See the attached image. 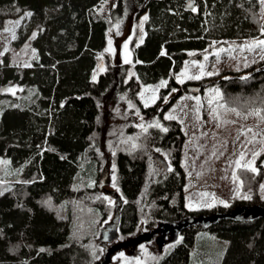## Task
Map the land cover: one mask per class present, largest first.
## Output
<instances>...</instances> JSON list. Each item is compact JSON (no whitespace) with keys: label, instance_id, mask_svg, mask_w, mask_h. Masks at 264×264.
Returning a JSON list of instances; mask_svg holds the SVG:
<instances>
[{"label":"trees","instance_id":"obj_1","mask_svg":"<svg viewBox=\"0 0 264 264\" xmlns=\"http://www.w3.org/2000/svg\"><path fill=\"white\" fill-rule=\"evenodd\" d=\"M104 1L0 0V27L31 13L14 43L35 32L31 45L37 52L27 67L11 64L9 53L0 57V161L8 162L0 163V264H103L105 246L97 235L112 214L101 179L109 160L118 190L114 196L124 200L116 248L135 231L152 232L160 223L241 205L264 209L257 192L264 155L257 172L237 171L250 199L227 208L186 209L179 164L184 135L178 122L163 119L166 105L158 109L173 89L168 104L187 86L202 90L217 84L239 125L264 128V59L182 87L173 78L189 57H201L214 42L264 37L259 0H117L114 19L135 25L142 14L148 17L143 42L131 47L130 63L111 64L104 57L105 69L92 81L111 24L98 13ZM161 80L167 85L157 104L142 107L141 86ZM118 103L122 109L111 115L115 111L108 109ZM133 113L142 116L147 131L134 126ZM155 122L161 127H148ZM157 149L166 154L169 169L155 159ZM203 230L227 243L219 264H264V214L221 219L204 229L187 227L156 264H192Z\"/></svg>","mask_w":264,"mask_h":264},{"label":"rangeland","instance_id":"obj_2","mask_svg":"<svg viewBox=\"0 0 264 264\" xmlns=\"http://www.w3.org/2000/svg\"><path fill=\"white\" fill-rule=\"evenodd\" d=\"M116 2L117 0H105L98 10L99 15L111 21V24L106 32L104 52L98 56L91 73L92 81H97L99 75L103 73L105 69L104 57L107 56L111 64H125V42L128 43L129 61H131L132 56L131 47L141 43L146 21L143 18L146 14H142L135 25H131L120 18L114 19L112 11ZM190 8L192 7L190 6ZM26 13L30 12L26 11L17 18L8 19L0 27V57L9 53L11 64L26 65L37 57V52L31 45L35 32L30 33L21 44L16 45L14 43L17 40L18 29L30 16ZM259 13L264 19V4L261 3V0H259ZM141 22H143L142 27ZM256 39H264V37ZM109 40L112 42V51H106L109 48ZM254 40L231 41L226 45L213 43L201 57H189L184 62L182 69L173 75L174 81L182 87L184 83L192 84L190 83L192 81L209 80L213 76L220 78L225 71L244 70L264 57V50L260 48L248 50V45ZM221 48L225 51L220 52L219 57H217L215 53ZM189 53L194 52L190 51L188 55ZM205 55L208 56L207 60L204 59ZM200 64L204 65L205 73L200 79L182 77L183 83L177 81L176 76L181 74L185 68H187L190 76L200 75L198 66ZM209 72L213 74L207 75L206 73ZM94 76L95 80L93 79ZM159 85L160 82L154 85L141 86L138 98L142 107L147 108L157 104L159 91L162 89ZM196 88L195 91H180V94L169 104L170 97L175 91L168 92L164 96V98L167 97V102L163 98L158 103V109L166 105L162 111L163 119L165 115L174 116L173 120L180 124L184 135L179 164L185 174L183 184L185 208L190 211L227 208L234 201L248 200L250 198L246 197H251V193L241 187V180L237 171L241 167L250 170L255 168V172L259 170L257 161L264 155V128L254 123L239 125V117L234 114L233 109L225 105L223 91L217 84L208 85L202 90L199 87ZM217 92H219V96H217ZM153 95L157 97L154 103L151 101ZM146 102L148 106H145ZM112 109L115 112L111 113ZM121 109L122 106L118 103L108 110L111 115H115ZM132 120L134 126L143 132L145 121L142 116L133 113ZM126 141L124 138V143ZM257 153L258 155H254ZM241 156H243L242 159ZM154 157L160 161L164 168H170L165 153L157 149L154 152ZM237 160H240L239 166L236 164ZM114 176L113 165L109 160L106 167L104 166L101 179L105 185L104 196L112 207V214L103 227L112 222L115 214L114 209L117 200L114 193L118 194V190L112 185ZM262 185H264V176L257 189L259 197L264 201ZM144 188L142 189L143 193L146 191ZM122 203H124L123 199L121 205ZM199 228L201 227L199 226ZM100 231L97 235L98 239L101 237ZM118 233L117 229L114 230L110 233V240L107 243H102L105 246V251H108L105 253L106 258L104 257L105 262L103 264H156L174 246L179 237V234L174 232L168 234L152 233L139 229L135 231L134 236L128 237L125 244L116 248V242L119 240L117 239ZM115 237L116 239H114ZM111 243H114L112 248L108 246ZM226 246L225 240L215 237L210 232L206 230L198 232L197 245L191 253L192 264H219Z\"/></svg>","mask_w":264,"mask_h":264},{"label":"water","instance_id":"obj_3","mask_svg":"<svg viewBox=\"0 0 264 264\" xmlns=\"http://www.w3.org/2000/svg\"><path fill=\"white\" fill-rule=\"evenodd\" d=\"M196 89L197 88L194 86H187L186 88L188 92L195 91ZM260 165L264 169V156L261 159ZM116 200H117V204L115 207L114 218L110 224L104 226V228L101 230L100 241L103 244L107 243L110 240V233L116 230L118 227L119 209L121 207V200L119 199L118 196L116 197ZM242 214L246 216H260L264 214V209H257V208L253 209L247 205H241V206L235 207L233 210L229 212L216 211L210 215L201 214L199 216L189 217V218L183 219L178 222L158 224L156 230L152 231V233H156V232L167 233V234L170 232L179 233L183 229L190 227V226H195V225H199L201 229H204L210 224L217 223L221 219H236V218H239ZM106 253H108V251H106ZM99 264H102V263H99Z\"/></svg>","mask_w":264,"mask_h":264},{"label":"snow or ice","instance_id":"obj_4","mask_svg":"<svg viewBox=\"0 0 264 264\" xmlns=\"http://www.w3.org/2000/svg\"><path fill=\"white\" fill-rule=\"evenodd\" d=\"M261 3L262 4H264V0H261ZM191 6V5H190ZM196 9L193 7V11H195ZM26 15H31V13H26ZM144 20H147L148 19V17L147 16H145L144 18H143ZM17 23H19L18 21H17ZM142 23L143 22H141V27H142ZM5 31H8V29H5ZM261 35H264V25H262L261 26ZM33 38H35V33L33 34ZM129 39H131V37H129ZM143 42V37H141V43ZM109 48L108 49H106V51H112V48H111V40H109ZM215 43V42H214ZM255 48H260L261 50H264V39H255L254 41H252L249 45H248V50L249 51H251V50H253V49H255ZM124 49H125V56H124V62L125 63H129L130 61H129V59H128V53H127V49H128V43H127V41L125 42V45H124ZM205 51H207V50H205ZM223 51H225V49H223V48H221V49H219L216 53H215V55L217 56V57H219V53L220 52H223ZM166 53L165 52H161V55H165ZM189 55H194V53H189ZM204 59L205 60H207L208 59V56L207 55H205V57H204ZM262 59H264V57H262ZM194 64H195V62H194ZM26 67L27 66H30V65H25ZM199 66V68H200V75H195V76H190V75H188V71H187V68H185V70L184 71H182V73L181 74H179V75H177L176 76V79H177V81L178 82H180V83H183L184 81H183V79H182V77H184V78H187V79H200L201 78V76L202 75H204L205 73H204V65L203 64H200V65H198ZM207 75H212L213 73H211V72H209V73H206ZM93 79L95 80V76L93 77ZM167 85V81L166 80H161V82H160V85H159V87H161V88H163V87H165ZM7 91H11L13 94H15V89H12V88H10V89H7ZM153 91H155V90H153ZM173 91H175V89H173ZM141 96H143V93H141ZM217 96H219V92H217ZM157 99V97L155 96V95H153L152 97H151V101L154 103L155 102V100ZM198 99V98H197ZM164 100H165V102H167V97H165L164 98ZM210 103H211V101H209ZM63 106V105H62ZM145 106H148V104H147V102H146V104H145ZM130 107H132V105H130ZM233 111H234V109H233ZM255 115H259V113L257 112V113H254ZM175 117L174 116H172V115H165V117H164V119H166V120H170V119H174ZM262 119H264V118H262ZM157 127V128H159V127H161V125L159 124V122H155V123H153V124H149L148 125V127ZM141 127H143V125H141ZM145 131H147V129L145 128L144 129ZM163 131H167V129L165 128V129H162ZM250 131V130H249ZM135 147V146H134ZM254 155H258V153L257 154H254ZM243 158V156H241V159ZM0 163H8L7 161H0ZM236 164L239 166L240 165V160H237L236 161ZM253 172H255L256 171V169L255 168H252L251 169ZM262 188H264V185H262ZM0 194H2V193H0ZM204 195H207V194H204ZM246 198H250V197H246ZM110 203H111V201H110ZM177 242H179V241H177ZM41 251H43V249H41Z\"/></svg>","mask_w":264,"mask_h":264},{"label":"flooded vegetation","instance_id":"obj_5","mask_svg":"<svg viewBox=\"0 0 264 264\" xmlns=\"http://www.w3.org/2000/svg\"><path fill=\"white\" fill-rule=\"evenodd\" d=\"M159 163H160V161H159ZM161 164V163H160ZM241 216H244V214H242Z\"/></svg>","mask_w":264,"mask_h":264}]
</instances>
